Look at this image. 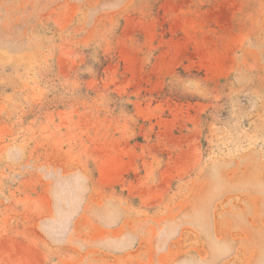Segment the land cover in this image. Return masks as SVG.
<instances>
[{"label":"rangeland","instance_id":"1","mask_svg":"<svg viewBox=\"0 0 264 264\" xmlns=\"http://www.w3.org/2000/svg\"><path fill=\"white\" fill-rule=\"evenodd\" d=\"M0 264H264V0H0Z\"/></svg>","mask_w":264,"mask_h":264}]
</instances>
